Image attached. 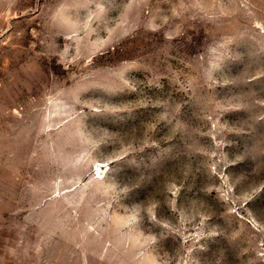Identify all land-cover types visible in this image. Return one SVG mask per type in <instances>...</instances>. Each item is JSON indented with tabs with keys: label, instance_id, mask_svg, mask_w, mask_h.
<instances>
[{
	"label": "rangeland",
	"instance_id": "374dc122",
	"mask_svg": "<svg viewBox=\"0 0 264 264\" xmlns=\"http://www.w3.org/2000/svg\"><path fill=\"white\" fill-rule=\"evenodd\" d=\"M0 264H264V0H0Z\"/></svg>",
	"mask_w": 264,
	"mask_h": 264
}]
</instances>
